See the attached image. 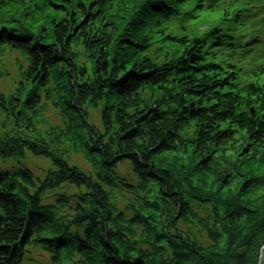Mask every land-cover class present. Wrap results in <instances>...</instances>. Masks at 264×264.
<instances>
[{"label": "trees", "instance_id": "obj_1", "mask_svg": "<svg viewBox=\"0 0 264 264\" xmlns=\"http://www.w3.org/2000/svg\"><path fill=\"white\" fill-rule=\"evenodd\" d=\"M207 7L0 0V60L15 53L19 73L0 92V162L51 164L0 169V264L32 250L43 264H259L264 49L244 68L229 48L245 9L228 29L182 33Z\"/></svg>", "mask_w": 264, "mask_h": 264}, {"label": "rangeland", "instance_id": "obj_2", "mask_svg": "<svg viewBox=\"0 0 264 264\" xmlns=\"http://www.w3.org/2000/svg\"><path fill=\"white\" fill-rule=\"evenodd\" d=\"M264 2V0H262ZM17 55L12 52L5 53L4 57L0 60L2 63V77L0 78V92L7 94L11 92L14 87L16 86V83L19 81V73L18 69L15 65V58ZM49 118L53 122L58 123L59 117L58 115L52 111L49 110ZM89 121L90 123H94L97 127L100 126V112L98 110H89ZM14 162V163H13ZM70 163L73 166H77L79 168H87L86 162L84 161L83 157L81 155L74 154L71 159ZM21 165L28 170H30L35 176H41L45 170L51 168V164L48 160L37 158L29 153H26L25 158L23 160L19 161H7L5 163L0 162V169L3 171H10L14 170L17 165ZM27 166V167H26ZM41 178V177H38ZM47 260L46 256L43 252L38 250H32L30 251V254L26 257L25 261L28 264H43Z\"/></svg>", "mask_w": 264, "mask_h": 264}, {"label": "water", "instance_id": "obj_3", "mask_svg": "<svg viewBox=\"0 0 264 264\" xmlns=\"http://www.w3.org/2000/svg\"><path fill=\"white\" fill-rule=\"evenodd\" d=\"M259 264H264V247L261 250V256L259 259Z\"/></svg>", "mask_w": 264, "mask_h": 264}]
</instances>
